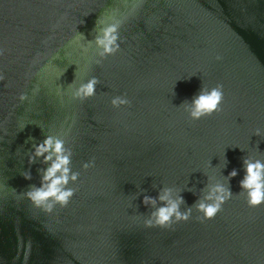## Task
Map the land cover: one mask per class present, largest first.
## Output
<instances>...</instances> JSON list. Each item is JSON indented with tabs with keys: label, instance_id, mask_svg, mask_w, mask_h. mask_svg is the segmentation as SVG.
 Wrapping results in <instances>:
<instances>
[{
	"label": "water",
	"instance_id": "95a60500",
	"mask_svg": "<svg viewBox=\"0 0 264 264\" xmlns=\"http://www.w3.org/2000/svg\"><path fill=\"white\" fill-rule=\"evenodd\" d=\"M113 24L114 51L88 48ZM46 136L69 154L65 204L26 195ZM245 160L264 162V0H0V264H264ZM165 189L186 219L155 222Z\"/></svg>",
	"mask_w": 264,
	"mask_h": 264
},
{
	"label": "clouds",
	"instance_id": "9594fccd",
	"mask_svg": "<svg viewBox=\"0 0 264 264\" xmlns=\"http://www.w3.org/2000/svg\"><path fill=\"white\" fill-rule=\"evenodd\" d=\"M118 39V25H109L103 29V35L97 37V43L107 51H114L118 47L116 41ZM113 46V47H109ZM218 60L220 56L216 57ZM97 83L95 77H93L86 84L81 85L76 91L75 95L84 98L94 94V85ZM223 99L222 85H217L207 91L201 90L192 100L191 115L193 118L198 119L203 115L211 114L216 111ZM117 101H114L116 103ZM44 156V162L48 163L49 166L44 169V175L42 176L41 186L38 188L31 189L26 195L36 205H41L43 201L48 198H54L62 204L67 202V198L71 195V190L62 188L67 180L69 179V168L70 163L69 154L65 153L63 147V141L55 138L46 136L44 140L35 145L34 156ZM34 157H30V160ZM245 172L246 175L241 181V187L247 189L248 192V203L250 206H256L264 203V162L259 160L251 161L245 160ZM237 173L233 170L230 175L235 176ZM26 178H30V175L26 174ZM75 179V175L71 177ZM214 192L223 193V196H216L215 201L211 204L201 202L197 207L205 213L206 218H211L220 208V203L230 195V192L226 191L223 187L217 186L213 189ZM170 189H165L159 196L161 201H165V206L157 209L152 215L155 217V222L158 224H166L170 218L175 214L177 218H187V213H180L178 211L179 204L182 202V197H178L176 200L170 198ZM208 199H212L211 196ZM144 202L155 203L152 197H144ZM51 204L45 206V210H50ZM148 224H152L153 221L149 220Z\"/></svg>",
	"mask_w": 264,
	"mask_h": 264
},
{
	"label": "bare ground",
	"instance_id": "6f19581e",
	"mask_svg": "<svg viewBox=\"0 0 264 264\" xmlns=\"http://www.w3.org/2000/svg\"><path fill=\"white\" fill-rule=\"evenodd\" d=\"M103 35V31L98 35V36H102ZM98 36H96L90 43H89V45H88V48H91V47H93L94 45H96L97 44V37Z\"/></svg>",
	"mask_w": 264,
	"mask_h": 264
}]
</instances>
